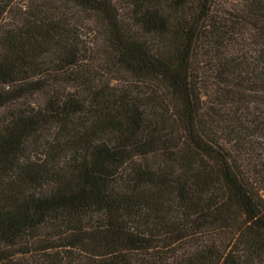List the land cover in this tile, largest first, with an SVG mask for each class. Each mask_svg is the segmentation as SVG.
Wrapping results in <instances>:
<instances>
[{
	"label": "trees",
	"instance_id": "trees-1",
	"mask_svg": "<svg viewBox=\"0 0 264 264\" xmlns=\"http://www.w3.org/2000/svg\"><path fill=\"white\" fill-rule=\"evenodd\" d=\"M259 137L264 0H0V264H264Z\"/></svg>",
	"mask_w": 264,
	"mask_h": 264
},
{
	"label": "rangeland",
	"instance_id": "rangeland-1",
	"mask_svg": "<svg viewBox=\"0 0 264 264\" xmlns=\"http://www.w3.org/2000/svg\"><path fill=\"white\" fill-rule=\"evenodd\" d=\"M76 12H78L77 15H78L81 19H83V20L85 19L86 21L90 22L91 24H87V25H89V26L91 27V29H93V32H94V33H97L96 31H97L98 27H96V25H95L93 22H91V19L94 18V17H92V15L90 14V12H87V11L83 12V10L80 11V10H78V9H77ZM85 24H86V23H85ZM86 29H88V28H86ZM81 31L83 32V31H85V29L83 28V30H81ZM97 39H98V40H95V41H94L95 43L97 42L95 49H96L97 52H101V46H103V43H102L100 37L97 38ZM126 77L128 78L127 75H126ZM110 83H115V80H111ZM263 140H264V137H259V138H257V140H256L255 143H256L257 145H261V144H263ZM258 261H259V260H258ZM258 261H255L254 263H257Z\"/></svg>",
	"mask_w": 264,
	"mask_h": 264
}]
</instances>
